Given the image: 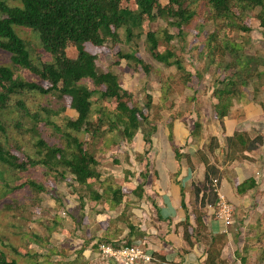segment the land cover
<instances>
[{
    "label": "trees",
    "instance_id": "obj_1",
    "mask_svg": "<svg viewBox=\"0 0 264 264\" xmlns=\"http://www.w3.org/2000/svg\"><path fill=\"white\" fill-rule=\"evenodd\" d=\"M8 1L21 2L22 6H9ZM167 1L168 5L163 6L160 0H0V48L11 56L13 64L0 65V164L5 167V171L29 174L41 168L44 169L42 175L57 184L65 183L72 177L74 183L90 187L89 182L95 180L112 192L116 203L121 202V187H116L110 178L102 181L99 171L101 162L97 154L110 153L111 147L118 146L123 139L131 144L139 133L144 134L145 141L151 143L156 128L151 127L149 132L143 131L144 125H151L145 112L153 109V98L148 96L146 105L140 107L135 96L123 89L117 71H120L125 61L130 69L136 72L141 69L147 75L151 74L153 68L138 57L136 48L129 53L118 52L117 61L106 73L98 69L97 55L86 49L87 44L95 48L106 45L117 47L123 42L120 31L125 35V42L133 46L145 40L151 57L167 68L174 67L178 73H183L184 84L187 85L194 76L187 72L183 58L172 46L176 37L170 34L169 28L179 30L178 36L183 40L184 29L192 27L199 20L198 8L206 2V22H211L215 27L205 41L207 68L218 66L217 71L225 73L224 80L218 83L219 87L213 93L217 99L214 109L219 118L223 119L233 102L246 94L244 89L255 78H262L264 70L260 65L263 59L247 55L242 43L253 32L246 22L248 19L258 21L264 30V0ZM160 20L165 21L168 27L147 30L148 25ZM203 26L200 25V29ZM15 27L34 31L50 60L36 61L31 46L19 36ZM235 34L237 37L242 34L238 38H243L242 43L236 40ZM162 41L168 45L164 52L159 50ZM70 49L76 50L75 58L68 57ZM20 71H25L27 77L21 75ZM45 83L50 86L46 87ZM169 91L165 96L163 94L166 100L171 95ZM54 93L59 99L71 98L70 107L78 114L76 119H68L65 128L51 119L58 112L48 107L32 112L24 100L31 94L47 97L54 96ZM258 93L257 90L255 96ZM114 101L116 108L111 111L107 105ZM15 109L18 110V116L10 120L7 112L12 113ZM27 123L30 126L27 142L12 136L10 127L23 135ZM47 126L55 130L56 141L53 143L34 134L35 129ZM200 128L201 124L197 123L196 130ZM83 135L87 138L84 141L81 140ZM258 138L252 140L248 139L247 134L238 133L233 139L234 148H240L243 152L252 151L255 145L262 143ZM99 139L101 141L98 142ZM15 151L21 155L15 154ZM177 157L180 158V153H177ZM208 171L207 177L216 174L210 166ZM213 179L220 181V176L207 178L199 187V193L204 192L205 208L207 203L217 201L211 189ZM26 186L36 192L45 191L44 184L37 181H28L19 187L24 189ZM256 186L254 180L247 181L238 187V194L243 195ZM138 192H143L142 186ZM41 202V197L35 199L34 203L32 201L33 207ZM85 205L83 199V212ZM197 225L199 229H205L201 214L197 217ZM251 228L254 237L247 235L244 252L250 250L251 243L259 242L262 244L258 249L259 256L251 262L264 264L263 212ZM33 237L41 239L38 234ZM225 243V234L212 239V253L206 264H218L216 261L221 257ZM126 245L132 244L129 242ZM217 249H220L219 252ZM6 255L0 250V264H19L9 260ZM22 256L29 258L31 264H40L29 254ZM237 258L243 264H249L248 258H242L241 254H237Z\"/></svg>",
    "mask_w": 264,
    "mask_h": 264
},
{
    "label": "rangeland",
    "instance_id": "obj_2",
    "mask_svg": "<svg viewBox=\"0 0 264 264\" xmlns=\"http://www.w3.org/2000/svg\"><path fill=\"white\" fill-rule=\"evenodd\" d=\"M160 2L163 6L168 5L167 0H160ZM7 4L12 7L22 6L21 2L15 1H8ZM131 5H134V3H131ZM206 7L207 3L203 2L198 8L199 20L192 27L184 29L183 40L178 36L179 30L169 28L170 34L176 37L172 42V46L176 53L183 58L187 72L194 76L187 85L184 84L183 73H178L174 67L167 68L151 57L147 51L145 40L138 42L137 46H133L125 42L123 31H120L123 42L115 48H111L110 45L103 48H95L90 44L86 45L88 52L97 55L98 69L102 72L106 73L112 68L117 61L118 52L129 53L135 48L138 51V57L153 68L151 74L147 75L141 69L138 72L130 69L124 61L120 71L117 70L122 79L123 89L135 96L140 107L146 105L148 96L153 98V109L145 112L151 125H144V132H149L151 127H157V124H163V122L168 123L170 119L175 120L177 117L185 118L190 123L194 122L195 124L201 121L202 116L207 120L210 119V122L213 119L214 108L217 103L213 93L219 87L218 83L224 80L225 73L217 71L218 66L207 68L205 41L208 35L215 30V27L211 22H206ZM246 22L253 30L250 38L245 42H243V38L238 39L242 34L239 37L235 34V38L237 41L239 40V43L243 42L247 55L251 57L258 56L263 59L260 67L264 70V30L255 19H248ZM200 25H204L202 29H200ZM165 26L168 27L166 22L160 20L148 25L147 30H157ZM15 30L31 46L32 56L36 61L50 60L49 55L42 49L39 37L34 31L19 27H15ZM161 45L159 50L164 52L168 45L165 41H162ZM76 56L75 49L68 50V57L75 58ZM0 65H13L11 56L2 48H0ZM19 73L26 76L25 71ZM249 85L248 88L244 89L247 96L257 94L258 90L260 92L258 93L260 94L259 99H264V73L261 79L255 78ZM45 86L49 87L50 84L45 83ZM167 91L171 93L168 100L164 98ZM51 95L42 97L38 94H31L27 95L24 100L32 112H37L41 107H48L58 112L51 119L58 126L65 128L68 119H76L78 114L70 107L71 98L59 99L56 93H54V96ZM107 107L109 110L114 111L116 102L108 104ZM63 108L64 111H62ZM7 116L9 119L11 117L10 120H14L18 116V110L15 109L12 113L7 112ZM223 119L219 118L221 121ZM29 127L27 123L23 135L10 127L11 134L13 137L27 142L29 140L27 134ZM34 134L48 139L51 143L56 141V138L54 139L55 130L48 126L35 129ZM86 139V135L81 137L82 141ZM258 139L262 140L264 138L259 137ZM99 141L101 140L99 139ZM121 144L126 148L123 149ZM133 145V143L129 144L126 139H123L118 146L113 145L111 147L110 153L97 154L100 164L103 165L105 170L103 175L112 179L116 187L123 186L127 199L131 196L132 187L145 181V179L143 180L144 177L133 178L132 185L129 188H124V186L130 184L128 174L125 173L135 169L132 168L130 159L127 157L129 151L135 154V150L132 149ZM124 152L125 154H123ZM15 154L21 155L18 151H15ZM138 165L139 167L135 169L136 173L141 174L147 171L143 161L138 162ZM101 166L100 168H102ZM43 173L44 169L39 168L37 172L16 174L12 173L11 170L5 171V167L0 164V250L7 254L9 260H15L19 264H31L29 258L22 256L25 254L35 257L38 260L36 262L40 264H84L85 257L82 251L85 244L83 240L88 239L89 234L84 230L86 214L81 209V204L83 199L85 204L91 202L90 197H94L96 193L101 194L102 188L98 182H96L95 187L80 186L74 183L72 177H69L65 183L57 184L53 179L43 176ZM125 176L126 181L124 180ZM28 181H37L44 184L45 191L43 193L36 192L29 186L24 189L19 187L28 183ZM40 197L42 198L41 204L33 207L35 199ZM212 205H215V203H212ZM261 206V210H263V201ZM234 212L236 213L234 218L239 216V219H242L244 213L237 215V211ZM83 215L84 218H82ZM251 217H253V214H250L244 221L247 220V223L256 222L255 215L254 218L251 219ZM239 223L235 227L237 230L239 229ZM85 227L88 228L86 225ZM34 234H38L41 239L34 238ZM247 235L254 237V233L251 234L249 227L245 232V241ZM251 244H253L255 253L252 252V256L247 257L249 264H252L251 261L254 262L258 258V249L260 250L262 245L257 241Z\"/></svg>",
    "mask_w": 264,
    "mask_h": 264
},
{
    "label": "crops",
    "instance_id": "obj_3",
    "mask_svg": "<svg viewBox=\"0 0 264 264\" xmlns=\"http://www.w3.org/2000/svg\"><path fill=\"white\" fill-rule=\"evenodd\" d=\"M259 95L245 94L235 100L222 121L216 111L211 122L202 116L199 130H196L197 123L177 117L157 124L151 143L145 141L144 134L137 135L132 146L135 154L129 151L127 157L132 168H138V162L143 161L147 171L140 174L130 169L132 175H127L130 184L124 188L132 185L133 178L144 177L145 181L132 187L128 199L123 186L119 185L123 195L120 203L98 182L102 193L90 197L91 202L84 210V230L89 234V238L83 240L84 264H114L100 258L99 245L129 242L144 245L152 256L151 263L139 264H206L212 253V239L222 234L226 235V243L216 261L218 264H243L237 254L242 258L252 256L253 245L244 252L245 232L249 227L253 235L251 227L256 222L247 223L244 219L253 214L251 219L255 215L257 221L264 211V207L261 210L264 139L254 150L244 152L234 148L233 139L238 133L247 134L252 140L264 138V99H259ZM207 165L220 176L221 194L234 206L237 215L244 213L242 219L234 218L229 226L219 221L213 210L203 206L204 192L199 193V187L207 178L215 176L207 177ZM101 167L99 171L104 181L108 178L103 175V165ZM250 180L256 182V188L239 195L238 187ZM89 184L95 187L96 181L91 180ZM141 186L143 192L139 193ZM199 214L203 216L205 231L197 225Z\"/></svg>",
    "mask_w": 264,
    "mask_h": 264
},
{
    "label": "built area",
    "instance_id": "obj_4",
    "mask_svg": "<svg viewBox=\"0 0 264 264\" xmlns=\"http://www.w3.org/2000/svg\"><path fill=\"white\" fill-rule=\"evenodd\" d=\"M211 182V189H213L217 201L215 205L208 203L207 207L214 211L219 221L229 226L233 223L234 206L221 194L219 180L213 179ZM98 250L102 260H111L115 264H139L153 261L144 245L115 246L113 244H100Z\"/></svg>",
    "mask_w": 264,
    "mask_h": 264
},
{
    "label": "clouds",
    "instance_id": "obj_5",
    "mask_svg": "<svg viewBox=\"0 0 264 264\" xmlns=\"http://www.w3.org/2000/svg\"><path fill=\"white\" fill-rule=\"evenodd\" d=\"M220 182V181H219ZM211 203H214V202H211ZM208 204V203H207ZM207 207V206H206ZM234 214H235V212H234ZM234 220V219H233ZM103 244H108V243H103ZM113 245H115V246H122V245H118V244H115V243H112ZM124 246H130V245H126V244H123ZM98 249H99V247H98ZM99 251V250H98ZM99 255H100V253H99ZM100 258H101V256H100ZM115 264V263H114Z\"/></svg>",
    "mask_w": 264,
    "mask_h": 264
}]
</instances>
